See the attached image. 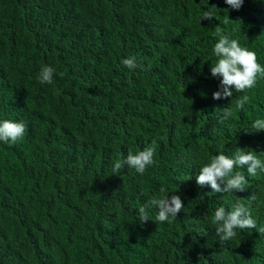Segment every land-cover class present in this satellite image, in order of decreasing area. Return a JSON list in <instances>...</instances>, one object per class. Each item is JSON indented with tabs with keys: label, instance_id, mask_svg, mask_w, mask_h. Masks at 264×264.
I'll return each instance as SVG.
<instances>
[{
	"label": "trees",
	"instance_id": "trees-1",
	"mask_svg": "<svg viewBox=\"0 0 264 264\" xmlns=\"http://www.w3.org/2000/svg\"><path fill=\"white\" fill-rule=\"evenodd\" d=\"M219 35L264 67V0L239 10L225 0H0V121L27 126L15 144L0 142V264H264V233L221 241L211 225L237 199L264 225V171L234 169L242 192L196 183L220 152L251 149L264 161V130L252 128L264 119V77L213 99ZM129 56L143 70L125 67ZM44 65L56 69L51 84L38 81ZM230 104L233 117L218 123ZM153 139L143 174H113ZM167 194L183 202L176 218L156 222L149 208L152 219H138L140 205Z\"/></svg>",
	"mask_w": 264,
	"mask_h": 264
},
{
	"label": "clouds",
	"instance_id": "clouds-1",
	"mask_svg": "<svg viewBox=\"0 0 264 264\" xmlns=\"http://www.w3.org/2000/svg\"><path fill=\"white\" fill-rule=\"evenodd\" d=\"M225 3L234 10H239L244 0H225ZM213 7H216L213 5ZM214 12L209 9L200 15V22L211 21ZM219 34V30H218ZM214 55L216 62L210 67L212 76H218L220 80L219 90L212 93V98L219 100L230 98L233 91L246 93L247 89L254 88L257 77H264V67L258 61L256 53L246 47H242L237 39H232L228 35H219L218 41L214 45ZM122 64L129 69L140 68L143 70L144 64L138 62L135 56H129L122 60ZM56 69L50 65L42 66L38 81L41 84H51ZM62 76L63 73H60ZM250 101V97L244 94L235 101V109L241 110ZM234 109L231 104L222 109V115L218 118V123L223 124L233 117ZM252 128L257 131L264 130V119H256L252 123ZM27 131L24 121L2 120L0 121V142L5 144H15L22 139ZM157 148V140L153 139L150 144L135 154L129 149L124 159H117L113 166V174H119L120 170L127 166L143 174L148 166L154 164V155ZM249 176H256L257 170L264 171V161L251 149L237 147L231 156L220 152L211 157L210 161L203 163L199 167L196 176V183L200 187L210 186L212 193H234L244 191L247 187L246 177L241 171H234L237 168H245ZM164 193V189H160ZM184 205L179 195H161L150 197L144 204L138 207V219L146 222L151 217L149 208L157 209L155 221L159 223L171 222L173 218L183 209ZM152 219V218H151ZM211 225L215 227L216 233L221 241L233 240L237 236V229H256L259 233H264V225L257 228V222L252 217L247 208L239 199L231 206L230 211H226L224 206L215 209L211 219Z\"/></svg>",
	"mask_w": 264,
	"mask_h": 264
}]
</instances>
